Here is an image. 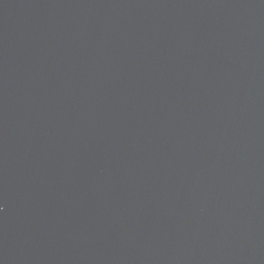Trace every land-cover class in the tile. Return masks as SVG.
<instances>
[{"label": "water", "instance_id": "water-1", "mask_svg": "<svg viewBox=\"0 0 264 264\" xmlns=\"http://www.w3.org/2000/svg\"><path fill=\"white\" fill-rule=\"evenodd\" d=\"M0 264H264V0H0Z\"/></svg>", "mask_w": 264, "mask_h": 264}]
</instances>
